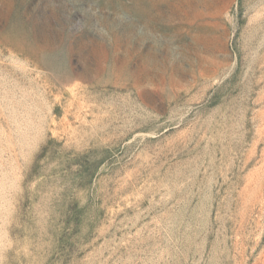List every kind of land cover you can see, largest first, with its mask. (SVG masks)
Segmentation results:
<instances>
[{
    "label": "rangeland",
    "instance_id": "rangeland-1",
    "mask_svg": "<svg viewBox=\"0 0 264 264\" xmlns=\"http://www.w3.org/2000/svg\"><path fill=\"white\" fill-rule=\"evenodd\" d=\"M0 264H264V0H0Z\"/></svg>",
    "mask_w": 264,
    "mask_h": 264
}]
</instances>
